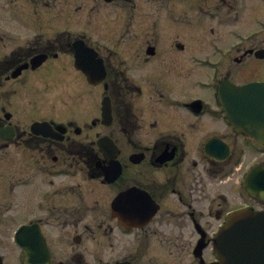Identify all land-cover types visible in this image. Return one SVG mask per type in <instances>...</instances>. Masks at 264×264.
<instances>
[{"label": "flooded vegetation", "instance_id": "af4514ba", "mask_svg": "<svg viewBox=\"0 0 264 264\" xmlns=\"http://www.w3.org/2000/svg\"><path fill=\"white\" fill-rule=\"evenodd\" d=\"M260 64L264 0H0V150L36 243L0 221V264H213L229 212L264 210V142L219 98Z\"/></svg>", "mask_w": 264, "mask_h": 264}, {"label": "water", "instance_id": "95a60500", "mask_svg": "<svg viewBox=\"0 0 264 264\" xmlns=\"http://www.w3.org/2000/svg\"><path fill=\"white\" fill-rule=\"evenodd\" d=\"M91 69L85 68L90 76ZM228 97L231 109H264V91L260 84H232ZM16 238L19 241L18 233ZM214 245L219 264H250L251 260L260 264L258 254L264 247V215L252 209L232 213L229 222L217 233Z\"/></svg>", "mask_w": 264, "mask_h": 264}, {"label": "rangeland", "instance_id": "374dc122", "mask_svg": "<svg viewBox=\"0 0 264 264\" xmlns=\"http://www.w3.org/2000/svg\"><path fill=\"white\" fill-rule=\"evenodd\" d=\"M234 77L241 74L242 70H234ZM259 77H264V65H256L254 67L247 68L243 73L236 78L237 82H242L244 80L256 79ZM4 151L0 150V206H7L8 208L2 209L0 212V221L2 220L5 224H11L9 228V234L12 235V231L17 227L19 222V165L9 164L4 159ZM253 156V154H251ZM13 189V193L7 192V190ZM2 214V215H1ZM8 221V222H7ZM0 227L1 224H0ZM2 231V230H0ZM15 247V245H13ZM17 249V248H16ZM14 249L13 256L16 252ZM15 258V256H14ZM17 262V260H15ZM7 264H10L7 263Z\"/></svg>", "mask_w": 264, "mask_h": 264}]
</instances>
